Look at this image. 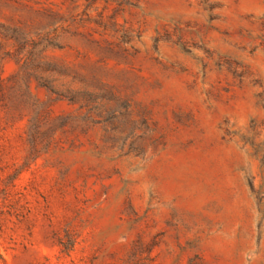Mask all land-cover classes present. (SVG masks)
Wrapping results in <instances>:
<instances>
[{
  "label": "rangeland",
  "instance_id": "374dc122",
  "mask_svg": "<svg viewBox=\"0 0 264 264\" xmlns=\"http://www.w3.org/2000/svg\"><path fill=\"white\" fill-rule=\"evenodd\" d=\"M0 264H264V0H0Z\"/></svg>",
  "mask_w": 264,
  "mask_h": 264
}]
</instances>
